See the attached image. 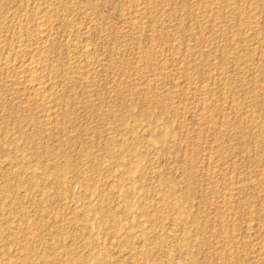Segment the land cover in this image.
<instances>
[{"label": "rangeland", "instance_id": "rangeland-1", "mask_svg": "<svg viewBox=\"0 0 264 264\" xmlns=\"http://www.w3.org/2000/svg\"><path fill=\"white\" fill-rule=\"evenodd\" d=\"M0 264H264V0H0Z\"/></svg>", "mask_w": 264, "mask_h": 264}, {"label": "bare ground", "instance_id": "bare-ground-1", "mask_svg": "<svg viewBox=\"0 0 264 264\" xmlns=\"http://www.w3.org/2000/svg\"><path fill=\"white\" fill-rule=\"evenodd\" d=\"M257 7V6H256ZM246 22V21H245ZM47 23V22H46ZM44 24V23H43ZM42 31H44V29H42L41 30V32ZM45 33V32H44ZM46 34V33H45ZM3 54V53H2ZM42 66V65H41ZM20 69H22V68H20ZM18 71V70H17ZM23 71V70H22ZM25 71H26V73H29V75H30V77H31V79H30V82H31V84L33 85V87L35 88V91H37L36 93L39 95V93H41V92H44V87L43 88H41V86H40V84L42 83H40V80H41V78H40V76L38 75V67H36L33 63L32 64H29L27 67H26V69H25ZM25 71L24 72H21V73H25ZM13 72V71H12ZM40 74H41V72H40ZM23 75V74H22ZM45 76V75H44ZM29 77V76H28ZM43 78V77H42ZM28 84H29V82H28ZM43 89V90H42ZM33 90V89H32ZM46 94V93H45ZM35 95V94H34ZM41 95V94H40ZM39 95V96H40ZM44 97V96H43ZM47 100V99H46ZM261 138V137H260ZM96 166V165H95ZM92 170V169H91ZM19 174V173H18ZM130 174V173H129ZM124 176V175H123ZM92 187V186H91ZM116 210V209H115ZM84 214V213H83ZM79 236H80V234H79ZM82 237V236H81ZM82 241V240H81ZM79 253V252H78ZM135 254V253H134ZM82 255V254H81Z\"/></svg>", "mask_w": 264, "mask_h": 264}]
</instances>
